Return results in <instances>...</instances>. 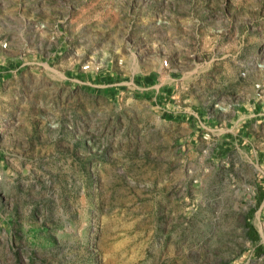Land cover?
<instances>
[{"label": "rangeland", "instance_id": "obj_1", "mask_svg": "<svg viewBox=\"0 0 264 264\" xmlns=\"http://www.w3.org/2000/svg\"><path fill=\"white\" fill-rule=\"evenodd\" d=\"M0 264H264V0H0Z\"/></svg>", "mask_w": 264, "mask_h": 264}, {"label": "built area", "instance_id": "obj_2", "mask_svg": "<svg viewBox=\"0 0 264 264\" xmlns=\"http://www.w3.org/2000/svg\"><path fill=\"white\" fill-rule=\"evenodd\" d=\"M3 48H7V46L5 45Z\"/></svg>", "mask_w": 264, "mask_h": 264}]
</instances>
